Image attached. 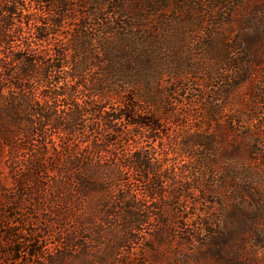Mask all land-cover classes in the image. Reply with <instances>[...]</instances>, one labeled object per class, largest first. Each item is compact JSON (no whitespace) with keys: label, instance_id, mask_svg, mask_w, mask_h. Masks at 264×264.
<instances>
[{"label":"trees","instance_id":"1","mask_svg":"<svg viewBox=\"0 0 264 264\" xmlns=\"http://www.w3.org/2000/svg\"><path fill=\"white\" fill-rule=\"evenodd\" d=\"M70 1L0 0V161L6 158L16 189L5 200L14 211L28 204L30 220L45 212L41 229H17L8 238L0 264L24 257L36 264H144L135 260L136 247L158 253V244L186 247L194 259L218 256L230 230L213 232L195 197L207 201L228 181L239 196L229 210L240 213V231L250 234V248L239 245L251 259L242 264H264L256 250L264 227L255 224L264 220V142L244 128L248 115L230 101L234 93L244 98L234 91L248 72L247 41H258L251 26L264 20V7L259 15L240 13L245 0ZM68 9L79 16L72 14L76 25L65 36ZM171 26L180 32L178 45L195 38L188 31H205L197 72L172 62V36H159ZM179 55L190 62L186 52ZM191 74L210 87H190ZM172 77L177 88L164 84ZM179 89L190 105L201 103L202 123L188 125L189 113L173 111ZM250 90L248 110L257 116L264 92ZM225 132L233 138L221 150ZM21 151L28 158L17 172ZM42 230L54 240L50 249L36 239Z\"/></svg>","mask_w":264,"mask_h":264},{"label":"rangeland","instance_id":"2","mask_svg":"<svg viewBox=\"0 0 264 264\" xmlns=\"http://www.w3.org/2000/svg\"><path fill=\"white\" fill-rule=\"evenodd\" d=\"M73 5L75 4L74 0L70 1ZM207 3V2H206ZM72 6V5H71ZM173 7V3L170 2L168 9H171ZM256 7H259L255 10ZM264 7V0H245L243 5L240 8L241 14H252L253 11L257 14L261 15L263 10L261 8ZM72 14H75L76 18L79 16V11H72L68 9L67 15L64 16L63 24L65 28L61 30V34L69 35L71 28L75 27L76 21L73 18ZM171 16V14H170ZM17 24H19L17 22ZM203 26H207L206 22L203 24ZM237 27V25H235ZM251 29L253 30V34H256L258 36V41L251 39L248 42L250 45L248 47L250 55L252 60L248 62L247 64L244 63V66L247 67V74L243 77V81L240 85H238V88L234 92H243V99H237L235 97V94H233L230 101L236 102V106H238L241 110H244V112L248 115V117H245L243 119V126L244 128H247V126H250L253 130H256L261 135V140L264 142V98L261 99V102L256 105L258 108L257 116H255L252 112H250V109L252 106V98H251V87L258 86L263 92H264V20L256 17L254 25L251 26ZM186 30V29H185ZM25 31H27V28H25ZM180 34V32H177ZM176 31L174 28H167V29H161V32L159 33V36L166 38L172 36V62H178L180 66H185L186 63H189V65H192V70L197 72V69L194 67H197L200 64V61L203 60L202 56L200 55L204 53V47H203V41L200 39L201 36L205 35V31L201 29L200 33H193L189 32V36L191 38L194 36V39H190V41L186 42V45H178L181 40L180 37H177ZM62 34V35H63ZM26 35V32L23 36ZM158 35V34H157ZM17 35L13 36V42L15 44H18L20 41ZM170 39V38H169ZM52 40H55L53 37ZM186 52L187 56L190 59V62L187 60L185 61V58L183 56H180V52ZM238 59H240L238 57ZM176 64V63H175ZM175 64H173L172 68H175ZM204 64L206 62L204 61ZM179 66L177 67V69ZM179 69L185 70V67H180ZM225 70V68H221ZM175 70V69H174ZM230 71H225L224 74H230ZM200 76V75H198ZM193 74H191V80L193 85L190 86L196 91H202L203 89L209 88L210 86H207L208 84L205 82V80L202 82L199 80L198 84L196 79L193 78ZM172 81V89L174 87L177 88L176 82L174 78L172 77V80L168 79L167 81H164V84H169ZM196 84V85H195ZM170 86H168L166 89H168ZM184 96H186V93L183 89H179L177 92H174L172 94V101L175 102L172 107L173 111L176 114H190L187 124H200L202 123L203 112L201 103L199 102H193L191 105L187 103V101L184 100ZM229 111H226L224 114L225 118L230 121L229 118ZM224 118V119H225ZM237 123V122H236ZM165 127L164 130L168 131ZM178 128L172 125V132H175ZM170 130V129H169ZM245 130V129H244ZM174 134V133H173ZM233 136L230 132H225V134L222 136L223 141L218 142V146L221 150L225 149L226 142L232 140ZM146 146H152V143L146 142ZM150 148V147H149ZM26 151H21L16 154V162H17V172L22 171L23 163L28 158V153H25ZM173 157V156H172ZM180 161L185 162L186 164H189L187 162L188 158L186 156H182L179 158ZM228 159L224 158L223 156L219 159L220 167L219 172L220 174L226 172V165L228 164ZM7 161L6 158H3L0 161V250H5L6 246L5 242L8 241V238H11L12 235L14 236V233L17 229H27L30 232H34L35 230L41 229L43 225L42 218L45 216V212H35L36 218L38 219H31L30 220V213L31 209H29L28 204H25L22 206L21 209H18L16 211L10 210L11 206L7 205L5 196L7 193V190L11 191V194L16 193V189L13 186V179L11 177V174L9 173V169L7 167ZM224 188L218 189V194H208L207 195V201L204 200V196H196V202L197 208L200 209V211L205 212L204 218L211 220L212 224V230L213 232H218V234L224 232L225 226H227L230 230V236L232 239L229 242V245L224 247L223 251L220 252V255L218 256H210V255H199L197 258H192L191 256H188V251L186 247L179 248L177 251L174 252L170 251V248H165L163 244H158V253L150 252L149 250L137 246L135 253V260L139 261L140 263L144 264H242L243 261H250V254L247 255L246 253H242L241 249L239 248V245H244L250 248V243H248L249 235L246 236L245 232L240 231L241 228H244L245 225H242L238 220L241 218L240 213L237 210H233L234 212H231L229 209L234 204L233 202L235 200L239 199V196L236 194V191L231 183L226 182L224 183ZM143 186V185H142ZM140 186V184L137 186L139 189H143V187ZM221 194V195H220ZM245 195L246 200L248 201V204L252 205V200L249 197L247 193H243ZM17 200V199H16ZM222 200V201H221ZM185 203V202H184ZM188 205V204H187ZM8 211L10 213H8ZM7 212V213H6ZM29 212V214H28ZM230 213L233 214V216L230 215ZM219 221V224L217 223ZM12 222V223H11ZM16 223H21V225H14ZM255 224H261L264 227V220H258L255 222ZM39 232V231H38ZM38 233V237L36 238L38 240H41L40 245L44 246V248L53 247L54 246V240L51 236H46L45 233ZM212 234V232H211ZM209 236V235H208ZM21 237L28 239L32 238L33 236L28 235H21ZM37 237V236H36ZM244 237V238H243ZM218 239V237H217ZM204 240V238H203ZM244 240V241H243ZM162 243L166 244V241H163ZM220 247L223 243L218 241ZM258 254L260 256L264 255V245H259L256 249ZM141 254V255H139ZM185 254V255H183ZM188 259H187V258ZM222 258V259H220ZM218 259L220 261H218ZM7 261V258L4 259ZM8 264H10L8 262ZM21 264H36L31 259H28L24 257ZM41 264V263H38Z\"/></svg>","mask_w":264,"mask_h":264}]
</instances>
